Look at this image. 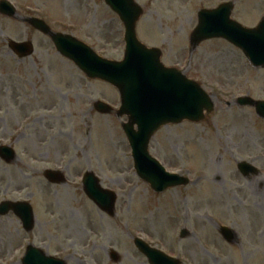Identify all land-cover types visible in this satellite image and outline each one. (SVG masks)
<instances>
[{"label": "rangeland", "instance_id": "1", "mask_svg": "<svg viewBox=\"0 0 264 264\" xmlns=\"http://www.w3.org/2000/svg\"><path fill=\"white\" fill-rule=\"evenodd\" d=\"M8 1L20 17L0 15V143L26 160L9 166L0 161V202H33L37 225L26 234L17 218L0 219V264H21L28 243L60 252L68 264H114L111 250L119 254V264H149L135 247L136 238L182 264H264V121L254 108L235 103L240 96L264 101V69L253 68L224 40L206 42L190 57L189 42L200 10L234 3L232 19L255 28L264 16V0H136L145 12L137 28L140 41L159 48L165 66L183 70L203 86L215 106L200 124L164 127L151 141L150 154L191 182L163 194H156L135 172L122 133L127 118L94 110L98 100L118 110V91L89 80L24 22L43 19L102 58L122 61L125 28L119 18L103 0ZM7 40L32 42V58L19 60ZM21 98L32 107L26 123L28 113L18 109ZM50 102L57 104L52 112L44 110L53 107ZM22 134L26 138L19 142L16 137ZM33 158L40 173L28 165ZM241 162L259 168L260 175L244 178L238 171ZM45 169L63 171L67 185L50 186ZM88 171L104 189L118 194L117 217L99 213L87 199L79 181ZM25 186V191L13 192ZM50 214L64 223L48 225ZM74 217L92 220L89 235L73 232L69 220ZM219 227L232 229L238 239L228 243ZM183 231L188 237L181 238Z\"/></svg>", "mask_w": 264, "mask_h": 264}, {"label": "water", "instance_id": "2", "mask_svg": "<svg viewBox=\"0 0 264 264\" xmlns=\"http://www.w3.org/2000/svg\"><path fill=\"white\" fill-rule=\"evenodd\" d=\"M105 2L119 15L126 27V53L124 61L120 63L98 57L88 46L73 37L54 33L43 21L33 19L29 23L49 36L57 51L73 61L88 78L105 81L118 89L123 104L118 115L129 117V123L124 124L123 129L133 148L134 164L139 176L157 192L186 185L187 181L180 177H170L151 159L147 153L149 143L162 126L181 123L184 120L201 122L205 117L204 112L211 113L214 106L199 85L182 77L179 71L167 69L162 65V53L159 50L148 49L138 41L136 24L143 15V10L134 0ZM233 8V4H225L217 10H203L199 13L200 24L190 39L191 54L202 42L223 38L240 48L254 67H264V18L257 29L248 30L232 22L230 17ZM0 13L10 17L15 15L14 9L7 3L0 4ZM9 45L21 58L30 57L34 52L30 43L10 42ZM239 103L256 106L257 113L264 118V103L257 104L249 99ZM95 108L102 114L112 112L101 102L97 103ZM0 150L2 155H5L7 149ZM239 169L245 175L250 170L245 164L240 165ZM48 178L57 181L53 174H49ZM86 193L100 208L114 216L116 196L102 191L91 175H87ZM11 210L22 218L26 229L33 228L34 218L31 211L9 202L0 206L1 214H7ZM27 214L29 216H26ZM221 231L227 241H234V235L229 229L223 228ZM137 246L149 258L151 264H179L141 243H137ZM112 259L118 261L115 254ZM52 262L37 250L30 249L23 264H65Z\"/></svg>", "mask_w": 264, "mask_h": 264}, {"label": "bare ground", "instance_id": "3", "mask_svg": "<svg viewBox=\"0 0 264 264\" xmlns=\"http://www.w3.org/2000/svg\"><path fill=\"white\" fill-rule=\"evenodd\" d=\"M53 110V107L52 106H50L49 107V111H52ZM257 183H259V184H261L263 181L262 180H255ZM77 229V228H76ZM77 235H79L80 237L82 236L81 234H79L78 232H77Z\"/></svg>", "mask_w": 264, "mask_h": 264}, {"label": "flooded vegetation", "instance_id": "4", "mask_svg": "<svg viewBox=\"0 0 264 264\" xmlns=\"http://www.w3.org/2000/svg\"><path fill=\"white\" fill-rule=\"evenodd\" d=\"M25 153H27L26 150H25ZM38 156H39V158H42V155L39 154ZM43 157H44V156H43ZM16 161H17V162H20L21 159H16ZM25 163H27V162H25ZM20 189H23V188H20Z\"/></svg>", "mask_w": 264, "mask_h": 264}]
</instances>
